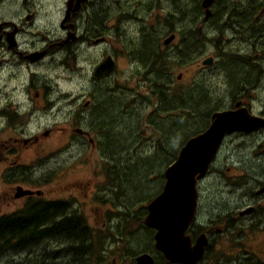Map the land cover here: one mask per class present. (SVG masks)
I'll use <instances>...</instances> for the list:
<instances>
[{
    "label": "flooded vegetation",
    "instance_id": "obj_1",
    "mask_svg": "<svg viewBox=\"0 0 264 264\" xmlns=\"http://www.w3.org/2000/svg\"><path fill=\"white\" fill-rule=\"evenodd\" d=\"M77 1L64 0L63 8L57 14L53 10L41 14L42 9H49L48 6H41L43 0H0V221L14 219L26 222L32 217L31 220L37 222V227L32 230L17 231L21 241L16 250L9 248L11 242L4 249L0 246V264L2 260L4 264H45V255L53 264H59L64 256H61L60 250L65 247L61 243V228L58 223L63 220L66 223L84 222L85 216L79 211L83 212L87 207L84 199L91 202L90 178L87 177L90 160L86 158V163H78L86 166L87 174L72 178L71 172L77 164L71 161L63 168L59 152L66 149L67 144L75 148L78 134L86 140L90 156L108 153L102 147V142L98 141L96 144L91 132L76 128L71 131L77 123V82L83 79L90 87L89 97L81 107L98 112L108 99V92L101 85L116 67V63L108 55L89 69L85 68L89 63L83 59L79 61L81 65L77 62L78 44L94 47L106 40L102 36L84 39L76 35L77 23L82 13L91 5L90 0H83L78 10L72 12ZM54 6H50V9ZM200 9L203 25L216 19L218 29L226 27L237 34H247L250 39L252 32L258 40L264 39V13L258 15L261 9L257 7L254 8L257 10L255 14H252L254 10L247 14L246 11L240 12L239 8L210 9L211 14L207 19H204V10ZM104 12L108 14L107 8ZM44 15L49 20L57 15L56 23L62 35H45L50 21ZM89 19L87 14L86 23ZM171 34L175 40L176 34ZM173 41L168 45H164L162 41V46L171 47ZM121 48L123 49L122 46ZM153 56L154 59H159L157 62L152 59V64L160 67V72L163 68V55L156 53ZM106 57L112 60L114 69L95 75L97 66ZM225 57L228 60L224 65L234 62V56L225 54ZM206 58H211L212 63L197 64L198 68L207 69L213 64L212 57ZM244 69H255L251 58H244ZM219 74L224 81L230 82L226 71H221V67ZM242 79L246 80L247 74L244 73ZM242 94L235 91L229 106L218 110L244 107L250 115L264 119V109L253 112L248 98ZM236 103H239L237 107ZM119 110L122 114L123 111ZM110 122L114 123L112 120L106 121L107 124ZM141 130L139 134L143 135ZM244 136L256 137V140L248 143L242 141L241 144L249 147L255 143L254 149L247 152L251 158L238 167H226V173L222 172L223 167L218 165L217 156L224 143L230 137ZM109 156L101 158L102 167L99 163H94L99 165L98 179L101 184L97 182V185L103 192L101 196H94V203L97 202L96 206L93 205L96 217H130L145 231L142 232L143 241L135 250H131V237L126 234L112 236V233H108L107 247L101 250L102 261L99 264H135L136 258L143 254L149 255L153 264H182L164 258L155 248V230L144 224L146 206L161 190L151 199L142 200L145 203L140 206L139 213L132 215V204L123 202V184L109 183L111 175L108 169L114 164ZM212 174L217 175L218 182H207ZM100 176H108L110 179L102 180ZM128 211L130 214H126ZM87 229L89 236L90 228ZM72 231H75L74 227ZM9 233L12 236V232ZM184 236L189 237L191 246L199 236L205 239L202 256L195 264H264V127L224 135L204 176L196 182L194 210ZM84 256L76 261L77 264L82 263ZM73 262L70 259L68 264Z\"/></svg>",
    "mask_w": 264,
    "mask_h": 264
},
{
    "label": "rangeland",
    "instance_id": "obj_2",
    "mask_svg": "<svg viewBox=\"0 0 264 264\" xmlns=\"http://www.w3.org/2000/svg\"><path fill=\"white\" fill-rule=\"evenodd\" d=\"M90 1L91 5L85 13H82V17L77 23L76 35L84 39L87 37L95 39L102 36L106 40L94 47L78 44L77 62L79 63L83 59L89 63L85 66L86 69H89L90 66L102 60L105 55L111 57L116 63V67L104 78L101 85L108 92V99L107 102L104 101V105L109 101L113 102L109 105L117 103V107L123 113L120 114V110L115 114L108 112L103 114V118H100L96 110L82 108L81 105L89 97L90 87L85 80L81 79L77 82V123L75 127L71 128V131L76 128L91 132L96 144L98 141L106 144L105 136L101 134L106 128H108L109 134L112 133V129L123 137L119 139L122 146L120 162L123 165L121 174L124 179H120L124 184L123 202L132 204L130 211L132 215H137L140 206L145 203L142 200L151 199L161 190L164 182L163 171L167 164L173 161L183 141L188 136L202 131L209 123V119L196 116L191 111L190 104L193 106L199 98L206 97L208 102L206 106L199 109V112L200 110L206 111V109L210 112L219 111L216 109L229 106L233 99L231 97L237 91L248 98L253 112L257 113L264 109V39L262 41L251 40L247 34H237L226 27L218 29L216 19L209 20L207 25H203L201 0ZM214 1L210 8L212 10L217 8L236 10L239 8L240 12L246 11L247 14L256 8L255 5H257V9L264 6V0ZM53 4L54 8L50 9ZM63 4L64 0H43L41 6H48L49 9H42L40 12L41 14L50 13V10H53V13L57 14L63 8ZM105 8H107L108 14L104 12ZM256 11L254 10L252 14H255ZM87 14L90 19L86 23ZM56 16L49 20L48 16L44 15V18L50 21L49 28L46 26L45 30L47 37L63 34L57 27ZM188 32L202 33L204 37L196 38L193 35L192 43H195L197 47L194 48L195 50H188L187 57L182 61H177L178 48L183 36ZM171 33L176 34V39L172 42L171 47H163L162 41ZM148 37H151L153 42ZM146 53L163 55L166 69L162 68L159 72L160 67L151 65L152 73H150L147 67V64L150 63L147 61L148 57L144 55ZM225 54L234 56V62L224 65L228 60ZM206 57H212L213 64L206 67L207 69L198 68L197 64H201L200 60ZM245 57L254 61L255 69H244ZM220 67L221 71L223 69L226 71L230 82L223 80V73L220 72L222 76L219 74ZM244 73L247 74L246 80L242 79ZM177 74H182L179 81L176 79ZM159 82L166 83V90H160L165 92V101L161 97L160 99L156 98V95H159V90L155 88V85ZM236 86L238 89L235 88ZM191 92L194 96L188 99L187 95ZM98 100L99 98H97ZM112 110H114V106L109 107V111ZM110 114L116 120L119 119L118 122L114 120L112 126L104 123ZM172 122L175 134L166 136V127H169ZM134 127L136 128L134 129ZM141 129L145 130L143 135L139 134ZM76 136L75 148L67 144L66 149H61L59 155L63 168L71 161L77 164L73 169L74 172L73 170L71 172L72 178L85 176L87 174L86 166L78 163H86L87 159L90 160V165H86L89 170L87 177L90 178L89 184L92 191V193L89 192L91 202L84 199L87 207L83 209V212H79L85 216V221L81 222L78 227L90 228L89 237L93 250L89 255L83 257L81 264H99L102 261L100 259L101 250L107 247L108 233H112V236L126 234L131 237L133 246L131 250H135L136 246H139L143 241L142 232L145 230L138 223L133 222L130 217L124 216L121 219L96 217L93 205L96 206L97 202L94 203V196L103 195L97 185V182L100 183L98 170L99 165L102 167L101 158L106 154L90 156L88 152L90 148L86 140L78 134ZM252 140H256V137H230L226 140L217 156L218 165L223 167L222 172L226 173V167H238L240 163L251 158L247 152L254 149L255 143L249 147H244L241 144L242 141L248 143ZM160 141L161 146H158ZM110 145L112 144L110 143ZM111 150H113L112 147ZM95 162L99 165L94 164ZM100 177L102 180L110 179L108 176ZM218 181L217 175L212 174L207 182ZM126 214H130L129 211ZM65 235H61L63 247L68 246L70 242ZM74 237L75 234H71V240ZM117 246L120 247V245ZM1 264H4V260Z\"/></svg>",
    "mask_w": 264,
    "mask_h": 264
},
{
    "label": "water",
    "instance_id": "obj_3",
    "mask_svg": "<svg viewBox=\"0 0 264 264\" xmlns=\"http://www.w3.org/2000/svg\"><path fill=\"white\" fill-rule=\"evenodd\" d=\"M81 1L83 0L76 2V9L72 12L78 10ZM213 2L214 0H201L204 19L210 16ZM67 11L70 12L69 9ZM263 13L264 8L258 15ZM173 39L174 35L171 34L163 40V44L168 45ZM201 63L211 64L212 59L206 58ZM114 66L112 60L106 57L97 66L94 74L111 72ZM180 77L178 74L177 79ZM238 105L239 103L235 104L236 107ZM260 127H264V119L250 115L244 107L215 112L211 115L207 128L188 138L174 161L165 168L163 187L147 204V215L144 219V224L155 230V248L165 259L182 264H195L201 258L204 237L199 236L191 246L189 237L184 236V231L192 219L196 182L204 176L224 135L235 131L250 132ZM143 133L144 130H141V134ZM135 264H153V261L149 255L143 254L136 258Z\"/></svg>",
    "mask_w": 264,
    "mask_h": 264
},
{
    "label": "trees",
    "instance_id": "obj_4",
    "mask_svg": "<svg viewBox=\"0 0 264 264\" xmlns=\"http://www.w3.org/2000/svg\"><path fill=\"white\" fill-rule=\"evenodd\" d=\"M255 7H257V5H255ZM190 34H192V35H190ZM193 35L196 36V38L197 37H199V38L204 37V35L202 33H198L197 34V32H188L187 35L183 36V40L181 42V45L178 48L179 50H178V55H177V59H176L177 61H182L184 58L187 57V55H188L187 53H189V52H187L188 50L194 49L195 47H197L195 45V43H192V39L191 38L193 37ZM257 38L258 37L254 33L251 32V39L257 40ZM148 39H150L152 41L151 37H148ZM196 43H197V41H196ZM144 55H147V57H148L147 61L150 64H147V67L149 68L148 69L149 72L152 73L151 70H150V66L151 65L154 66V64H151V60L153 59L156 62V59H154V56H153L152 53H146ZM161 59L163 61V68L166 69V67H164L165 66V62H164L163 58H161ZM163 78H164V76H163ZM176 79H177V76H176ZM167 81H168V76H167ZM177 81H179V80L177 79ZM155 88L159 90V92H158L159 95H156V98L160 99V97H161L163 99V101H165V98H164L165 92L164 91L166 90V83L165 82H159L158 84L155 85ZM161 89H164V91H160ZM187 96H188V99L193 98V96H194L193 92H191ZM207 102H208V100H207L206 97L199 98L198 101L196 102V104H194L193 106L190 104L191 111H193V113L196 116H200L201 118H204V119H209V117L211 116V114L213 112H210L208 109H206V111H201L200 110V112H199V109H201L204 106H206ZM110 103H113V102L109 101L108 104H106V105H104L105 104L104 103L103 106H101V108L98 110L97 113L99 114L100 118L104 117L103 116L104 113L111 112V113L115 114V113H117L119 111V108L117 107V105H118L117 103L109 105ZM111 106H114V110L109 111V107H111ZM216 110H218V109H216ZM107 120L114 121V120H116V118L113 117L110 114V116L107 119L104 120V123H106ZM117 120L119 121V119H117ZM107 125L112 126L113 123L110 122ZM172 125H173V122H172V124L169 127L168 126L166 127V130H165L166 136H169V135L172 136L173 134H175L174 131H173ZM102 126L106 127L105 125H102ZM135 128L136 127H134V129ZM111 132L112 133L109 134L108 128H106L104 131L101 132V134L103 136H105V139L102 136L101 137L104 140H106V144L103 143L102 147L104 149L108 147L107 148V152L109 153L110 156H114V157H110L108 155V153L105 155V156H109V159L114 161V164L108 169V173H110V175H111V180H110L109 183L118 182V183L123 184L121 179H120V178H123V174H121V170H122V166L123 165L120 162V159H121L120 158V152H121L120 149L122 148V146L119 143V139H122L123 137L121 135L119 136V133H115V131L112 130V129H111ZM134 133H135V131H134ZM124 141H125V139L123 140V142ZM110 143L112 145H110ZM158 146H161L160 142H159ZM111 147L113 148V150H111ZM169 153H171V151H169ZM31 218L32 217H30L26 222H24V221H18L17 222V220L15 221L14 219H9L8 221H0V246L2 247L1 249H4L5 247H8V243L9 242H11L9 248H12V249H15V250L17 249V247L20 245V241H21V239L18 237L17 231L32 230V229L37 227V222L32 221ZM80 223L81 222H79V221L66 223L65 220H63V221L58 223L59 227L61 228L60 235H65L66 234L65 237H68V239L70 240V242L68 243V246H66L64 249L60 250L61 253H62L61 256L62 255H64V256L61 257V259L59 261V264H68L70 262V259H73L75 264H77L76 261H79L80 257H82L83 255H86L90 250L93 249L92 248V244L88 243V241L90 239V237L87 235L88 229L87 228L86 229L81 228L80 226L78 227V225ZM73 227L75 228L74 232L72 231ZM9 232H12V236L10 235ZM71 234H75V237H74L73 240H71ZM14 239H17V240L14 241ZM12 249H10V251H14ZM7 252H9V251H7ZM44 263L45 264H53L50 259H47L46 255L44 257Z\"/></svg>",
    "mask_w": 264,
    "mask_h": 264
},
{
    "label": "bare ground",
    "instance_id": "obj_5",
    "mask_svg": "<svg viewBox=\"0 0 264 264\" xmlns=\"http://www.w3.org/2000/svg\"><path fill=\"white\" fill-rule=\"evenodd\" d=\"M201 64H202V63H201ZM208 65H210V64H208ZM219 111H221V110H219ZM219 111H215V112H219ZM215 112H213V113H215ZM213 113H212V114H213ZM212 114H211V115H212ZM210 117H211V116H210Z\"/></svg>",
    "mask_w": 264,
    "mask_h": 264
}]
</instances>
